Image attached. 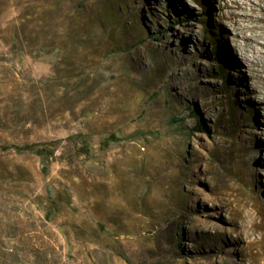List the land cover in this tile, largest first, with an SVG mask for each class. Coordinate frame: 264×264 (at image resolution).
I'll use <instances>...</instances> for the list:
<instances>
[{
  "label": "rangeland",
  "instance_id": "374dc122",
  "mask_svg": "<svg viewBox=\"0 0 264 264\" xmlns=\"http://www.w3.org/2000/svg\"><path fill=\"white\" fill-rule=\"evenodd\" d=\"M247 36L264 0H0V264H264Z\"/></svg>",
  "mask_w": 264,
  "mask_h": 264
},
{
  "label": "trees",
  "instance_id": "16d2710c",
  "mask_svg": "<svg viewBox=\"0 0 264 264\" xmlns=\"http://www.w3.org/2000/svg\"><path fill=\"white\" fill-rule=\"evenodd\" d=\"M108 9L109 11L113 14V7L109 4L108 5ZM115 17L120 18V14L115 12ZM213 42V41H212ZM214 51H212V53H215L216 51V47H213ZM188 112L194 116L195 119V123L194 126L192 127L193 129H198L201 130L203 132H209V129L206 127V121L203 120V118L200 115V110L195 106V107H188ZM181 128H183L182 126H180ZM133 134V133H132ZM55 140H47V141H37V142H33V143H29V144H24V145H12V148L18 152V151H23V150H27L30 152L35 153L36 155H38L42 160L48 159L49 157L54 156V150H55V145H56ZM85 146V148H87V145L84 143L81 144V147ZM2 148H4V150H7L8 147L7 146H3Z\"/></svg>",
  "mask_w": 264,
  "mask_h": 264
},
{
  "label": "bare ground",
  "instance_id": "6f19581e",
  "mask_svg": "<svg viewBox=\"0 0 264 264\" xmlns=\"http://www.w3.org/2000/svg\"><path fill=\"white\" fill-rule=\"evenodd\" d=\"M260 20H261V18H260ZM256 26V25H255ZM256 28V27H255ZM251 34V33H250ZM259 37H262V36H260L259 35ZM259 37L258 36H255V37H252V36H247L246 38L247 39H249V40H251V42H253L254 43V46H258V47H260V48H263L264 47V42H261V41H259ZM245 38V39H246ZM259 49V48H258ZM260 50V49H259ZM262 52V51H261ZM261 55V54H260Z\"/></svg>",
  "mask_w": 264,
  "mask_h": 264
}]
</instances>
